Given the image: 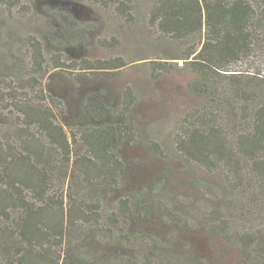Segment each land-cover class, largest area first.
I'll return each instance as SVG.
<instances>
[{"label":"trees","instance_id":"1","mask_svg":"<svg viewBox=\"0 0 264 264\" xmlns=\"http://www.w3.org/2000/svg\"><path fill=\"white\" fill-rule=\"evenodd\" d=\"M21 1L0 3L10 10L17 5L25 10ZM61 1H90L130 22L143 12L160 36L190 42L183 59L195 78L188 88L208 97L209 104L181 117L175 148L187 162L209 174H220V188L205 187L209 201L224 204L227 212L217 221L194 225L166 201L156 200V207L171 225L205 226L208 233L227 238L240 251L243 264H264V62L258 73L250 74L245 67L233 69V65L250 66L252 57L264 52V0H259L257 13L247 3L231 0ZM48 8L49 20L66 33V38L47 36L53 69H79L89 77L113 79L126 66L121 56L63 61L61 51L67 43L86 39L80 24H90L75 18L64 4ZM27 42L31 88L38 93L32 99L9 88L0 97L8 99V106L18 113V128L8 143H0V233L7 236L0 246V264H96L85 261L77 249L79 241L94 238L96 232L112 241L147 246L149 251L161 248L163 243L152 232L130 230L134 220L151 212L150 205L139 197L124 196L113 209L105 210L103 201L93 195L96 186L116 188L124 170L120 151L134 128L126 121L134 106L131 88L122 91L118 105L102 89L85 94L80 101L83 122L75 128L65 126L59 122L64 114L61 101L37 79L49 67L44 47L34 36L27 37ZM99 42L110 46L116 39ZM149 68L159 76L171 72L173 64L153 59ZM226 116L230 120L225 124L220 120ZM13 140L15 144L10 143ZM48 148L71 168L69 180L61 186L51 166L38 160ZM150 148L162 154L156 142ZM143 254L147 257L143 262L127 264L154 263L156 258H149V252Z\"/></svg>","mask_w":264,"mask_h":264},{"label":"rangeland","instance_id":"2","mask_svg":"<svg viewBox=\"0 0 264 264\" xmlns=\"http://www.w3.org/2000/svg\"><path fill=\"white\" fill-rule=\"evenodd\" d=\"M231 1L247 3L251 12L256 13L260 4L259 0ZM21 3L26 6L25 10L19 9L18 5L10 10L0 3V97L13 88L15 94L34 99L37 91L31 88L33 80L29 78V36L37 38L44 47L49 67L37 79L47 93L61 101L64 114L59 122L65 126L75 128L83 122L80 101L89 92L102 89L114 105L120 104L121 93L126 87L131 88L134 96V106L126 119L134 128L131 138L120 151L124 170L119 184L116 188L96 186L93 195L103 201L101 206L105 210L113 209L116 201L124 196L139 197L138 200L146 202L151 212L134 220L130 230L135 234L152 232L163 246L149 251L147 246L143 249L124 241H112L96 232L94 238L88 236L78 242L77 249L83 259L96 264H117L116 260L127 264L133 260L143 262L147 258L143 252H149V258H156L155 264H243L240 251L227 238L208 233L205 226L182 229L171 225L156 207V200L166 201L174 210L189 217L194 225L217 221L227 212L224 204L209 201L210 193L205 187L208 184L220 188V174H209L187 162L175 148L174 135L181 117L191 109L203 110L209 104L208 97L188 88V82L195 78L183 59L190 42L160 36L148 24L143 12L130 22L118 16L113 9H104L90 1L22 0ZM51 4H64L75 18L90 24V27L80 24L86 39L67 43L68 46L61 51V59L71 62L83 58L121 56L127 64L116 77L103 79L89 77L79 69L67 72L52 68V48L47 43V36L56 34L66 38V33L49 20L47 13ZM111 37L116 42L110 46L99 42L110 41ZM153 59L171 62L173 70L159 76L152 75L149 61ZM263 62L264 52H257L250 66L233 65V69L245 67L250 74L258 73L263 69ZM8 102V99H0V143L4 144L18 128V113L12 105L8 106ZM229 120L226 116L220 121L226 124ZM240 124L242 128L241 120ZM152 142L161 147V155L151 150ZM10 143L15 144L14 140ZM46 152L38 160L41 165L51 166L50 170L58 177L55 181L61 186L69 180L71 168L57 159L58 154L55 157L52 148ZM12 214L16 215L15 212ZM6 240L7 236L0 233V246Z\"/></svg>","mask_w":264,"mask_h":264}]
</instances>
